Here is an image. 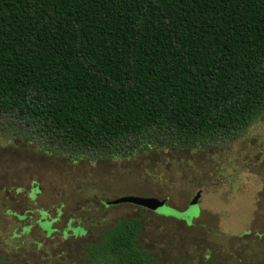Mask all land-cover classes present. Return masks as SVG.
<instances>
[{
    "label": "trees",
    "instance_id": "trees-1",
    "mask_svg": "<svg viewBox=\"0 0 264 264\" xmlns=\"http://www.w3.org/2000/svg\"><path fill=\"white\" fill-rule=\"evenodd\" d=\"M262 115L264 0H0V119L75 162L218 144ZM145 217L87 257L160 264Z\"/></svg>",
    "mask_w": 264,
    "mask_h": 264
},
{
    "label": "rangeland",
    "instance_id": "rangeland-1",
    "mask_svg": "<svg viewBox=\"0 0 264 264\" xmlns=\"http://www.w3.org/2000/svg\"><path fill=\"white\" fill-rule=\"evenodd\" d=\"M65 152L0 119V264H93L88 247L140 215L139 244L160 264H264V115L209 146L76 162ZM198 194L192 216L147 204L184 212Z\"/></svg>",
    "mask_w": 264,
    "mask_h": 264
},
{
    "label": "water",
    "instance_id": "water-1",
    "mask_svg": "<svg viewBox=\"0 0 264 264\" xmlns=\"http://www.w3.org/2000/svg\"><path fill=\"white\" fill-rule=\"evenodd\" d=\"M200 196H201V194H198V195L192 200V202L190 203L188 209H187L186 211H184V212H177V211L173 210L172 208L168 207L167 204H164V203H163L164 201L157 200V199H154V200L151 199L152 201L147 202V204H149L148 206H151V205H155V204L159 203L160 206H161V208L158 207V210L155 211V212H157V213L160 214V215H163V214L160 213V210L164 209L166 212H171V211L173 212V211H174V213L176 212V213H178V214H184L185 216H187V215L192 216V215H194V214H196V213L199 214V212H200V210H201L200 207H199V198H200ZM168 216H169V215H168ZM171 216H172V215H171ZM185 218H186V217H185ZM194 219H195V218L191 219V222H192ZM185 221H186L187 223H191V222H188L187 218L185 219Z\"/></svg>",
    "mask_w": 264,
    "mask_h": 264
},
{
    "label": "flooded vegetation",
    "instance_id": "flooded-vegetation-1",
    "mask_svg": "<svg viewBox=\"0 0 264 264\" xmlns=\"http://www.w3.org/2000/svg\"><path fill=\"white\" fill-rule=\"evenodd\" d=\"M82 230L85 232V230L82 228ZM47 234H49V231L45 230ZM250 233V232H249ZM264 237V234H260ZM75 237V236H74ZM77 237H82V236H77Z\"/></svg>",
    "mask_w": 264,
    "mask_h": 264
}]
</instances>
